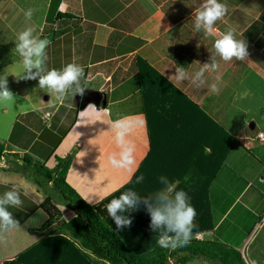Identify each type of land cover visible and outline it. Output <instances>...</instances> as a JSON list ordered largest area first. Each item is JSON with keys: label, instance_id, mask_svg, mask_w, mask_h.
I'll list each match as a JSON object with an SVG mask.
<instances>
[{"label": "crops", "instance_id": "0c3cea01", "mask_svg": "<svg viewBox=\"0 0 264 264\" xmlns=\"http://www.w3.org/2000/svg\"><path fill=\"white\" fill-rule=\"evenodd\" d=\"M57 1V11L68 16L47 18L48 6L37 28L41 37L52 41L46 50V67L60 69L72 62L83 66L90 100L82 103L79 94L71 93L57 99L39 88L38 79L23 80L8 72L14 80V94L26 103L15 115L17 132L13 127L6 136L8 143H3L0 196L15 189L22 204L9 208L19 227L0 233V264L36 243L41 236L29 229L41 227L48 217L40 207L46 192L22 174L6 172L2 165L16 160L22 163L21 157L28 154L52 168L56 157L75 149L66 181L85 201L95 204L130 181L149 156L146 179L134 185L138 195L158 191L161 176L180 181L178 189L194 195V189L201 187L202 171L207 169L202 157L210 152L205 149L218 146L214 137L223 136L204 115L234 137L223 159L210 163L216 171L208 190L213 227L207 232L213 239L207 240L228 244L264 264V141L258 136L264 132V0H220L228 12L215 24L213 36L195 31L194 13L204 0ZM17 10L18 16L8 15L7 20L16 38L24 27L18 25L22 9L17 7L14 12ZM26 20L24 16L23 23ZM229 29L247 42L248 58L225 62L217 56L219 69L207 71L200 87L190 79L173 77L170 81L177 67H185L192 76L203 63H210L215 39ZM20 68L24 73L23 65ZM151 70L186 99L176 95L173 102L165 101L167 114L153 117L148 126L143 92L152 79L148 78ZM213 83L218 93L210 91ZM89 104L98 111L81 112ZM45 114L47 120L42 119ZM121 118L133 125L128 138L135 153L129 169H116L109 162L120 151L111 125ZM34 145L36 150H32ZM193 202L197 204L196 199ZM60 206L63 216L74 214ZM233 237H240L238 244Z\"/></svg>", "mask_w": 264, "mask_h": 264}, {"label": "trees", "instance_id": "16d2710c", "mask_svg": "<svg viewBox=\"0 0 264 264\" xmlns=\"http://www.w3.org/2000/svg\"><path fill=\"white\" fill-rule=\"evenodd\" d=\"M57 4V0L50 2L47 18H51L52 14L54 18L68 16V13L57 11ZM148 78L152 79L143 92V112L148 126H151L153 115L158 114L162 117V111L168 108L165 107V101L173 102L176 95L186 98L159 73L151 70ZM150 98L153 100L152 103L146 102ZM162 105H164L163 110ZM160 112L162 113L159 114ZM204 118L223 136L214 137L218 146L212 147L210 153L202 157L207 169L202 171L201 187L194 189V195L193 191L188 194L191 204L194 207L197 205V209L200 210V215L198 216V212L195 218L196 227L193 233L209 231L213 227L208 190L210 181L215 175L216 166L210 163L222 160L225 152L234 142V137L224 131L220 125L210 121L205 115ZM149 135L152 138L151 130ZM214 148H217V151ZM4 149V144L0 142V163L3 162L1 156ZM9 154L19 156L18 153ZM74 154L75 149L64 157H56V164L52 168L28 154L21 157L22 163L16 160L1 166L3 170L22 174L46 192L40 207L48 216L41 227L29 229L31 233L38 234L41 238L1 264H187L200 259H206L211 264H246L239 250L213 240L191 239L186 246L177 247L174 250L161 248L157 243L159 232H153L150 229V216L143 205L139 211L130 213L133 217L131 227L117 231L114 221L108 215L106 205L128 189L137 190L134 187L137 184V177L143 175L144 180L146 179V162L149 156L130 181L99 202L90 204L66 181V174ZM33 166L36 169L29 170ZM150 192L152 195L153 189ZM142 196L145 194L143 193ZM194 199L197 204L193 202ZM60 205H63L65 209L73 210L74 214L59 224L57 222H60L59 218L62 216Z\"/></svg>", "mask_w": 264, "mask_h": 264}, {"label": "clouds", "instance_id": "9594fccd", "mask_svg": "<svg viewBox=\"0 0 264 264\" xmlns=\"http://www.w3.org/2000/svg\"><path fill=\"white\" fill-rule=\"evenodd\" d=\"M34 12L35 9H27L25 11L26 19L31 20ZM227 12V5L221 3L220 0H204L199 10L194 13L195 31H203L206 36L215 35V24L223 19ZM51 42L48 37L41 38V34L33 27H27L17 34L14 51L21 57L24 68V73L19 79H38L39 88L50 93L51 96L55 94L57 99H64L69 93L74 96L77 94L83 96L87 89L83 66L72 62L60 69L46 67L48 60L46 50ZM213 47L215 55H211L210 63H203L192 76H189L185 67H177L175 74L169 77L170 81L173 77L178 81L190 79L192 84L200 87L205 82L204 75L207 71L219 69L220 64L217 56L225 62L231 61L233 58L243 61L249 56L247 42L237 39L234 30L231 29L216 38ZM7 77L6 71L0 75V102L14 99V95L8 87ZM210 91L219 92L216 83L210 86ZM90 108L97 110L94 104H89L81 112H87ZM42 119L47 120V114ZM111 129L120 151L112 154L109 157V162L116 169H129L134 163L135 153V145L128 138L133 130V125L127 118H121L112 123ZM259 138L264 141V132L259 134ZM205 151L206 153L210 152V149L206 148ZM184 179L187 181L189 177L185 176ZM143 180L144 176L141 175L137 177L136 183L139 184ZM159 181L161 188L154 194L141 197L135 190L128 189L119 197L112 199L106 208L108 215L115 223L116 230L122 231L125 228H130L133 223L130 213L139 211L143 205L150 216V229L153 232H159L158 245L164 249L174 250L177 247L186 246L191 239H195L193 238L195 234L193 229L196 227L197 211L191 204L188 193L183 189H178L180 181L173 182L165 176H161ZM88 203L92 202L88 201ZM21 204V194L15 189L6 191L0 196V233L9 232L19 227V221L9 211V208ZM198 233L201 234V238L198 240L203 239L202 232ZM252 264H256V262L252 261Z\"/></svg>", "mask_w": 264, "mask_h": 264}, {"label": "rangeland", "instance_id": "374dc122", "mask_svg": "<svg viewBox=\"0 0 264 264\" xmlns=\"http://www.w3.org/2000/svg\"><path fill=\"white\" fill-rule=\"evenodd\" d=\"M49 5H50L49 0H0V10L2 11L0 13V75H3L6 71V74L8 75V77H7L8 87L14 95V99L9 100V101H5V102H0V142H2V143H6V144L8 143L6 136L9 133V131L11 132L13 127H14V133L17 132V126L19 124H18V122H15V120H16L15 115L17 113H19L20 106L24 105V103H26L25 100L23 101L22 99L17 97L16 94H14V88H13V84H12L14 80H12L8 74V72H9L12 76L14 75L17 77H21L23 75V72L20 68V66H22V64H19L17 62V61L21 62V57L19 56L18 53H16L14 51L15 46H16L15 45L16 37L12 34V32L10 31V29L7 26L8 15L14 14V17L15 16L17 17L19 10H17L16 12H14V10L17 7L21 8L22 10H21L18 25L20 26L22 24V26L24 25V27L21 28L20 30L22 31L27 27H33L37 31V28L39 27L40 22L42 21V19L45 18V15H46L45 10L47 9V7ZM29 8L35 9L34 15L31 18V20L27 19L23 23L22 20L25 16V11ZM13 28H15L16 31L19 30L18 27H13ZM41 38H44V37H41ZM9 65H11V66H9ZM8 67L10 69H8ZM27 87H29V86H27ZM240 87H242V86H240ZM155 93H156V95H159L158 92H155ZM161 109L163 110V107H161ZM162 112H160L159 114H161V113L165 114V115L167 114L166 109L163 110ZM153 116L155 117V119L157 117H160L158 114L157 115L154 114ZM255 120H257L256 117H255ZM258 124H260V123L258 122ZM259 134H258V136H259ZM48 141L50 144H54V142H55L54 140H48ZM45 145L47 146V143ZM36 149H37L36 145L32 146V150H36ZM33 168L36 169L33 166V167L29 168V170H32ZM6 172L13 173L12 171H6ZM29 207H31V206H29ZM62 216H61V218H59L60 222H57V223L60 224L61 221H64L65 219H69V217H70V216H63V217ZM263 219H264V217H263ZM202 233H203V237H202L203 239H209V238L213 239V237L210 236L209 232L203 231ZM204 233H205V235H204ZM233 239H234L233 241L237 242V244H238L240 237H233ZM243 253H244V251H243ZM241 256H242V258L246 264H252V261H253L252 259H250L249 257L247 258L245 255H242V253H241ZM187 264H211V262L206 260V259H200V260L190 261Z\"/></svg>", "mask_w": 264, "mask_h": 264}, {"label": "water", "instance_id": "95a60500", "mask_svg": "<svg viewBox=\"0 0 264 264\" xmlns=\"http://www.w3.org/2000/svg\"><path fill=\"white\" fill-rule=\"evenodd\" d=\"M88 99L90 100V95H88V94H86V93H84L83 96H80V101H81L82 103H87ZM96 100H97V99H96Z\"/></svg>", "mask_w": 264, "mask_h": 264}, {"label": "built area", "instance_id": "2783aa9c", "mask_svg": "<svg viewBox=\"0 0 264 264\" xmlns=\"http://www.w3.org/2000/svg\"><path fill=\"white\" fill-rule=\"evenodd\" d=\"M193 238H195V239H200V238H201V234H200V233H195V234L193 235Z\"/></svg>", "mask_w": 264, "mask_h": 264}]
</instances>
